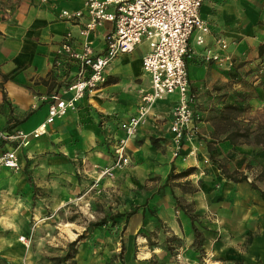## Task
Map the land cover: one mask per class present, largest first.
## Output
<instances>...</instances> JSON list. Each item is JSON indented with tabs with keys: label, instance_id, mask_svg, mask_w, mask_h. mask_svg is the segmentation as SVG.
Returning <instances> with one entry per match:
<instances>
[{
	"label": "crops",
	"instance_id": "1",
	"mask_svg": "<svg viewBox=\"0 0 264 264\" xmlns=\"http://www.w3.org/2000/svg\"><path fill=\"white\" fill-rule=\"evenodd\" d=\"M84 1L0 0V130L30 131L46 117L44 96L60 86L53 63L62 35L70 29L76 40H81L78 25L61 18L58 12L61 7L83 8ZM200 15L208 22L209 32L203 43L196 41L195 32L191 34L186 57L190 90L196 95L193 110L197 132L183 141L184 158H174L169 124L177 94L152 105L146 120L128 140L129 163L114 176L157 175L155 163L163 160L164 171L149 193L150 200L164 192L155 201L154 219L142 222L141 212L134 211L126 226L134 235L140 225L149 230L156 224L166 225L170 231L161 228V241L167 232L181 238L185 257L193 259L190 264H198L192 244L193 225L202 232L203 244L211 252L236 253L245 244L246 250L239 253L264 259V199L260 190L248 178L226 177L218 166L222 163L236 176L248 168L257 169L260 176L255 183L264 188V145L253 136V130L264 129V0H204ZM109 26L105 22L91 33L96 49H103L102 33ZM218 35L229 42L228 52L235 59L232 67L202 57L206 48H216ZM146 49L141 43L132 51L120 53L107 66L102 85L50 123L45 133L17 146L18 169L0 166L3 255L18 264H54L43 258L41 262L29 260V254L34 253L19 236L29 233L32 212L40 216L42 209L58 207L91 179L110 180L100 176L95 165L111 162L113 140L121 134L118 123L135 112L139 89L149 86V74L141 63ZM74 72L75 65H68V75L72 77ZM227 104L237 109L229 111ZM236 121L240 129L249 127L251 132L231 139L228 133L237 129ZM10 146V142L0 141V150ZM171 166L173 172L189 166L193 170L163 184ZM179 204L185 205L187 212ZM146 238L144 234L136 237L139 253H131L134 238H128L129 253L124 255L133 258L132 264H153L155 258L156 264H174L161 244L149 243Z\"/></svg>",
	"mask_w": 264,
	"mask_h": 264
},
{
	"label": "built area",
	"instance_id": "2",
	"mask_svg": "<svg viewBox=\"0 0 264 264\" xmlns=\"http://www.w3.org/2000/svg\"><path fill=\"white\" fill-rule=\"evenodd\" d=\"M203 1L85 0L83 8L61 7L58 15L78 25L81 40L77 41L70 29L62 35L53 63L60 86L44 96L48 103L46 117L30 131L0 130V141L11 143L9 148L0 150V166L18 169L20 163L16 147L45 133L50 123L75 108L78 100L105 82L106 68L114 58L122 52L132 51L141 43L147 46L141 63L149 74V86L139 89L135 112L119 121L121 134L113 140L111 162L104 166L95 165V168L100 176L111 177L117 169L127 165L130 161L129 137L146 120L152 105L171 93L177 94L169 124L172 152L177 154L183 141L197 132L193 110L196 95L190 90L186 57L191 34L195 32L196 41L203 43L204 35L209 32L208 22L200 15ZM105 22L110 26L104 29V47L98 50L90 35ZM214 40L216 48H206L202 57L219 65L234 66L235 59L228 52L227 38L218 35ZM70 64L75 65L72 77L68 75ZM250 172V179L246 173L249 180L257 174L253 169Z\"/></svg>",
	"mask_w": 264,
	"mask_h": 264
},
{
	"label": "rangeland",
	"instance_id": "3",
	"mask_svg": "<svg viewBox=\"0 0 264 264\" xmlns=\"http://www.w3.org/2000/svg\"><path fill=\"white\" fill-rule=\"evenodd\" d=\"M256 116L260 115L256 114ZM160 138L161 136L156 137V139ZM172 156L184 158L182 149L177 154L172 152ZM164 164L163 160H157L155 163L157 175L153 176L138 178L134 174L125 173L122 177H117L114 173L110 180L91 179L85 187L60 203L58 207L53 209L46 207L42 209L40 216L32 212L29 233L20 235L23 236L22 238L19 236L23 245L34 253L29 254V260L41 262L43 258L55 264L56 260L69 250L74 255L67 259L68 264H132L133 258L129 260L124 255L129 253L126 251V242L128 243V238L133 237L131 253H139L141 249L138 247L140 244L136 241V237L146 233V240L149 243L161 244L165 253H168L169 257L172 256L174 264H190L189 262H192L190 260L193 259L190 256L185 257L186 249L183 248L181 238L167 232L164 233L166 236L161 241V228L163 231H170L166 225L156 224L151 230L140 225L133 235L128 233L126 226L130 215L127 217L122 215L136 205L145 204L144 213L141 207L136 210L141 212L142 222L145 218L154 219L157 216L155 201L164 190L158 195H153L151 200L149 193L160 180ZM250 170L251 168L246 170L249 179L252 177ZM257 171L256 169L255 172ZM114 178L115 181H112ZM40 234L44 235V238ZM193 249L198 264H264L262 257L248 256V253L243 256L239 253L246 250L245 244H241L236 253H230L228 250L211 252L203 241L200 246L194 245ZM157 259L153 260V264H156ZM0 264L18 263L0 252Z\"/></svg>",
	"mask_w": 264,
	"mask_h": 264
},
{
	"label": "trees",
	"instance_id": "4",
	"mask_svg": "<svg viewBox=\"0 0 264 264\" xmlns=\"http://www.w3.org/2000/svg\"><path fill=\"white\" fill-rule=\"evenodd\" d=\"M225 108H227V110H229V111L232 109H235V110L237 109L236 105H234V104H227V105H225ZM236 127H237L236 130H232L231 132L228 133V136L231 139H234L237 136H247L249 134V132H251L249 127L243 126L244 129L243 130L240 129L242 127H240V124L238 123V121H236ZM253 131H254V133H253L254 139L257 142H260L264 145V129H256ZM218 166L221 168L223 174L226 177H230L233 180L247 179V174L245 172H242V173H240L239 176H236L233 171H229L222 163H218ZM191 170H193V166H189L186 169H184L183 171L173 172V166H171L163 184H167V183H169V180L179 178V177L183 176L184 174H188L189 172H191ZM258 176H260L259 173H257L255 176H253V178L250 180V183L253 187H256L260 190L261 196L264 199V188H259L257 186V184L255 183V180ZM176 184H181V182H178ZM175 198H176V201L179 203V199H177V197H175ZM179 206H180V208H182L184 211L186 210V212H187L188 209L185 207V205L179 204ZM138 207H139V205H137V207H135V208H132V209L126 211L125 213H122V215H125L127 217L130 214H132L134 211H136ZM142 213H144V208L142 209ZM195 216H196L195 214H190V217L192 219L195 218ZM193 231H194L193 244L196 245V247L200 246L201 241H202V232L195 225H193ZM143 234L146 235V233H143ZM73 255H74L73 253H70L69 250H67L66 253L61 255V257L58 258V260H56V263L57 264H61V263L68 264L67 259L69 257H72Z\"/></svg>",
	"mask_w": 264,
	"mask_h": 264
},
{
	"label": "bare ground",
	"instance_id": "5",
	"mask_svg": "<svg viewBox=\"0 0 264 264\" xmlns=\"http://www.w3.org/2000/svg\"><path fill=\"white\" fill-rule=\"evenodd\" d=\"M20 238H22V236H20Z\"/></svg>",
	"mask_w": 264,
	"mask_h": 264
}]
</instances>
